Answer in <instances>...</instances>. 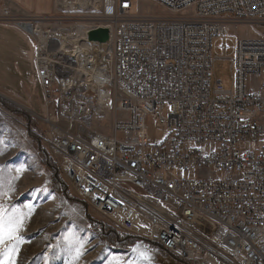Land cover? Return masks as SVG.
Instances as JSON below:
<instances>
[{"label":"built area","instance_id":"2783aa9c","mask_svg":"<svg viewBox=\"0 0 264 264\" xmlns=\"http://www.w3.org/2000/svg\"><path fill=\"white\" fill-rule=\"evenodd\" d=\"M76 1L65 6L103 19L83 26L84 48L70 37L72 53L51 65L35 45L46 107L58 85L59 113L70 117L44 119L71 190L114 227L157 243L169 264H264V29L237 41L234 90L214 79L212 51L231 26L264 25V0H155L185 13L173 17L136 15L135 0ZM0 20L27 21L8 11ZM98 27L108 41L90 40ZM113 97V135L73 131L74 117L103 113ZM151 115L168 132L163 144L149 135Z\"/></svg>","mask_w":264,"mask_h":264},{"label":"rangeland","instance_id":"374dc122","mask_svg":"<svg viewBox=\"0 0 264 264\" xmlns=\"http://www.w3.org/2000/svg\"><path fill=\"white\" fill-rule=\"evenodd\" d=\"M65 5L67 4L64 0H58L54 13L28 16L23 20L34 22L42 31H46V35H49V32L67 35L72 33L73 29L77 30L73 33H78L80 27L86 24L103 22L100 12L94 9L77 10ZM132 11L136 15L147 17L185 14L173 12L155 0H135ZM263 29L264 25L237 24L230 27V33L227 35L214 38V79L222 81L225 90L235 89L231 58L236 55L237 41L259 36ZM25 32L37 46L41 41L39 35ZM49 48L50 51L56 50L51 46ZM252 84V78L249 77L248 89H251ZM41 91L44 108L40 106V109L36 110L0 93L6 102L30 114L34 122V126L30 127L26 115L16 114L0 104V209H3L5 224L9 217L19 218L15 236L21 238L19 241L6 238L4 243L0 244V253H5L0 255V264H169L157 243L114 227L110 221L99 216L87 203L80 200L62 173L61 178L70 195L55 190L53 169L44 162L40 150V147H43L58 164L49 143L50 123L44 118L49 115L67 125L70 123V117H63L59 113L62 94L58 85L52 88L54 103L48 108L42 87ZM226 96L229 95L222 97ZM113 98L111 105L99 115L94 113L74 117L73 131L84 136L95 132L113 135L114 120L118 112L116 97ZM169 113L168 108L164 110V116L168 117ZM119 116L128 117L122 112ZM148 129L155 144L164 143L168 132L158 126L154 115L148 119ZM117 137L122 139L125 134L119 131ZM90 217L110 225L120 233L139 238L126 248L115 247L94 229ZM14 245L15 251H11Z\"/></svg>","mask_w":264,"mask_h":264},{"label":"crops","instance_id":"0c3cea01","mask_svg":"<svg viewBox=\"0 0 264 264\" xmlns=\"http://www.w3.org/2000/svg\"><path fill=\"white\" fill-rule=\"evenodd\" d=\"M57 7L58 0H0V13L5 15L8 11L19 20L54 13ZM35 58L34 41L22 26L0 20V93L33 110L44 108Z\"/></svg>","mask_w":264,"mask_h":264},{"label":"trees","instance_id":"16d2710c","mask_svg":"<svg viewBox=\"0 0 264 264\" xmlns=\"http://www.w3.org/2000/svg\"><path fill=\"white\" fill-rule=\"evenodd\" d=\"M0 104L3 106H6L11 111L15 112L16 114H22L27 116L28 124L30 127L34 126V122L32 120V117L30 114L24 112L23 110L12 106L4 98L0 96ZM33 134V133H32ZM40 141V140H39ZM41 143V141H40ZM40 150L44 156V162L47 163L54 172V187L55 190L62 192L64 194L70 195V192L64 183V181L61 178V170L59 165L56 163V161L53 160V158L44 150L43 147H40ZM90 220L92 222V225L94 226V229L104 238L106 239L111 245L119 248H126L130 243H134L139 237H135L133 235L123 234L115 229H113L110 225L99 222L92 217H90Z\"/></svg>","mask_w":264,"mask_h":264},{"label":"bare ground","instance_id":"6f19581e","mask_svg":"<svg viewBox=\"0 0 264 264\" xmlns=\"http://www.w3.org/2000/svg\"><path fill=\"white\" fill-rule=\"evenodd\" d=\"M68 5L72 6H76L77 5V1L76 0H68ZM82 4L79 5L80 7H84L87 3L85 2H81ZM19 24L22 26V28L27 29L32 35H39V37L41 38V41H39V46L44 50L42 53L46 54L45 56H41L43 58V60L48 63V64H53V63H60L62 62L63 57L67 54H71L73 50L70 49V43L68 42L70 37L72 38V41L74 43H77L79 45H81L82 43L85 44V42L83 41V35H84V27H80V30L78 31V33H72V34H67V35H59L58 33H48L49 35H46L44 30L42 31L39 26L33 24L30 21H24L23 23L19 22ZM61 31V30H60ZM77 30H75L74 32H76ZM82 35V36H80ZM61 39V43H59V47H57L55 52H51V51H47V48L50 46L51 40H59ZM63 39V40H62ZM79 40V41H77ZM82 48H84L81 45ZM99 95L102 99H104L106 96H109V92L101 89L99 92ZM110 105V104H109Z\"/></svg>","mask_w":264,"mask_h":264},{"label":"snow or ice","instance_id":"6c2138e0","mask_svg":"<svg viewBox=\"0 0 264 264\" xmlns=\"http://www.w3.org/2000/svg\"><path fill=\"white\" fill-rule=\"evenodd\" d=\"M19 223L18 217H9L7 224H5L3 209H0V244H3L5 239L8 240L16 239L19 241L21 238L15 236V232L17 231ZM16 246L14 245L11 251H15ZM5 253H0V255H4Z\"/></svg>","mask_w":264,"mask_h":264},{"label":"water","instance_id":"95a60500","mask_svg":"<svg viewBox=\"0 0 264 264\" xmlns=\"http://www.w3.org/2000/svg\"><path fill=\"white\" fill-rule=\"evenodd\" d=\"M90 40L106 42L109 39V29L104 27L94 28L89 33Z\"/></svg>","mask_w":264,"mask_h":264}]
</instances>
